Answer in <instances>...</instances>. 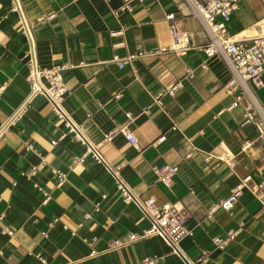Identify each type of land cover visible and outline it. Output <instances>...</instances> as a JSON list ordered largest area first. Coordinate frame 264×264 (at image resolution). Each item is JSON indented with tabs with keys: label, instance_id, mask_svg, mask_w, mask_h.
Listing matches in <instances>:
<instances>
[{
	"label": "crops",
	"instance_id": "obj_1",
	"mask_svg": "<svg viewBox=\"0 0 264 264\" xmlns=\"http://www.w3.org/2000/svg\"><path fill=\"white\" fill-rule=\"evenodd\" d=\"M12 1L0 0V264H184L159 236L128 239L150 221L123 197L108 166L141 200L188 208L189 234L179 245L190 260L264 264V141L253 124H243V104L230 108L231 74L221 57L205 55L208 38L188 2L19 0L22 17ZM168 12L188 33L186 53L124 67L111 60L170 44ZM25 23L39 62L65 66L70 92L62 106L106 163L75 138L46 96L34 95L15 116L31 94ZM226 27L237 39L264 33V0H240ZM177 80L183 87L176 96L165 94ZM261 81L251 86L264 103V71ZM158 94L162 106L154 103ZM216 154L230 155L233 166ZM173 164L170 182L159 180L153 167ZM247 176L232 208L217 205ZM241 225L225 247L214 242Z\"/></svg>",
	"mask_w": 264,
	"mask_h": 264
},
{
	"label": "built area",
	"instance_id": "obj_2",
	"mask_svg": "<svg viewBox=\"0 0 264 264\" xmlns=\"http://www.w3.org/2000/svg\"><path fill=\"white\" fill-rule=\"evenodd\" d=\"M132 0H126L125 7H129ZM143 2L144 0H137ZM190 6V13L200 21L201 27L208 38L207 44L203 47L205 55L209 58L219 56L225 62L231 78L226 84L229 91H234L235 100L230 108L238 104H243L246 113L243 124H253L255 130L258 132V137L264 141V103L258 101L254 87L259 88L262 84L261 73L264 71V33H258L251 36L249 39H237L228 35L226 24L230 20V16L238 8L240 0H186ZM12 10L18 12L21 16L22 8L19 0L12 1ZM23 17V16H22ZM166 19L169 24V29L172 34V42L165 46L151 50H139L131 53L125 57L113 56L112 61L117 62L120 67H124L135 59L158 56L165 52H173L175 54H184L191 47L192 43L189 39L188 33L185 30L179 29L177 25V16L175 12H168ZM25 35L27 36L30 49L28 51L27 65L29 68L28 80L31 84V94L18 109L15 116L19 115L21 111L28 104L30 99L36 94H42L48 98L52 104L53 112L63 118L74 133L75 138L80 142L86 144L87 150L96 159H102L97 149L87 142L80 127L73 123L68 114L65 112L62 103L69 94V88L66 85L62 76V69L65 66L53 65L44 66L39 62L35 50V43L32 38L29 27L25 23ZM205 67V64H202ZM188 75H192V71L187 70ZM183 87L181 80L175 81L166 90L165 94L175 97L178 91ZM154 103L162 106V95L154 96ZM126 139L133 145H136V137L126 127L120 129ZM109 138V135L106 136ZM163 135L161 139H164ZM55 143V141L53 142ZM251 142L246 143L245 146L250 145ZM192 152L186 153L185 157H190ZM211 157V156H210ZM213 158L218 161L227 163L230 167L233 166L232 157L225 154H216ZM105 162V161H104ZM106 163V162H105ZM108 166V165H107ZM109 172L114 176L117 188L122 193L126 200L137 204L142 214L150 221V226L144 230L142 235L129 233L128 239L130 241L137 240L144 236L156 235L162 238L173 250L184 259V264H200V261H192L180 249V241L189 234L186 223L190 216L188 208L179 203L165 202L156 206L153 199L146 201L141 200L140 196L136 194L127 182L122 180L114 171L108 166ZM158 179L162 182L169 183L172 176L178 171V165H165L153 167ZM62 179H63V174ZM250 180L247 176L240 180L235 188L232 189L229 197L218 203L217 205L230 209L233 203L240 196L243 189H245ZM260 184L258 188H261ZM242 231V225L236 229L226 232L225 237H218L214 240L217 246L225 247L236 235ZM264 237V230L262 232ZM155 258H146L138 264H155Z\"/></svg>",
	"mask_w": 264,
	"mask_h": 264
}]
</instances>
